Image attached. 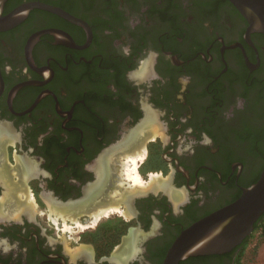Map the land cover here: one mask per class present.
Masks as SVG:
<instances>
[{
	"label": "flooded vegetation",
	"instance_id": "af4514ba",
	"mask_svg": "<svg viewBox=\"0 0 264 264\" xmlns=\"http://www.w3.org/2000/svg\"><path fill=\"white\" fill-rule=\"evenodd\" d=\"M262 161L264 35L229 0H0V264H164ZM29 194L117 253L72 260ZM251 235L179 264H234Z\"/></svg>",
	"mask_w": 264,
	"mask_h": 264
},
{
	"label": "water",
	"instance_id": "95a60500",
	"mask_svg": "<svg viewBox=\"0 0 264 264\" xmlns=\"http://www.w3.org/2000/svg\"><path fill=\"white\" fill-rule=\"evenodd\" d=\"M229 1L247 19L251 32L264 35V0ZM263 214L264 171L254 185L243 189L240 199L231 206L183 231L164 264H179L190 257L231 251L252 234L254 224Z\"/></svg>",
	"mask_w": 264,
	"mask_h": 264
},
{
	"label": "rangeland",
	"instance_id": "374dc122",
	"mask_svg": "<svg viewBox=\"0 0 264 264\" xmlns=\"http://www.w3.org/2000/svg\"><path fill=\"white\" fill-rule=\"evenodd\" d=\"M253 151L254 149H250L248 151L243 150L238 153L236 152L235 157L243 158L245 161L252 163L257 161V153ZM143 154L144 155L140 157H138L139 155H126L122 158L123 167L121 174L124 178L134 180L136 175L139 176V164L145 160L146 156L144 152ZM263 162L264 161L256 164L257 174L262 171ZM151 166H156V163ZM137 184H141L142 186L145 185L142 180ZM22 200L26 201L28 205L26 209L28 210L29 208L28 211L30 212L29 215L31 219L37 221L39 224H42L43 228H47V234L50 238L62 240L64 251L72 260L75 259L77 254L82 252H89L91 254V258L105 257L108 259L117 253L115 252V248L107 247V245L102 242V239L92 236V234L89 233V230L86 229L87 225L79 219L70 222L68 221V217L63 216V213L57 215L52 211H49V209H45L43 206L37 207V203L30 194ZM107 215L110 214L107 213ZM101 216L102 214L96 217L95 221H93V225L99 224L98 219ZM95 228H97V226H94V229ZM93 243H95L96 246H94ZM95 253H97L96 256ZM125 259H127V256H124L122 261L125 262ZM234 264H264V216L256 230L252 233L251 237L241 248Z\"/></svg>",
	"mask_w": 264,
	"mask_h": 264
},
{
	"label": "bare ground",
	"instance_id": "6f19581e",
	"mask_svg": "<svg viewBox=\"0 0 264 264\" xmlns=\"http://www.w3.org/2000/svg\"><path fill=\"white\" fill-rule=\"evenodd\" d=\"M134 170H135V169H134ZM138 179H140V178L137 176V180H138ZM135 180H136V178H135ZM135 182H136V181H135ZM139 182H140V181H139ZM139 182H137V183H139ZM138 185H139V184H138ZM140 185H141V184H140Z\"/></svg>",
	"mask_w": 264,
	"mask_h": 264
},
{
	"label": "trees",
	"instance_id": "16d2710c",
	"mask_svg": "<svg viewBox=\"0 0 264 264\" xmlns=\"http://www.w3.org/2000/svg\"><path fill=\"white\" fill-rule=\"evenodd\" d=\"M253 152H255V153H258V151H257V149H254V151ZM258 179V178H257Z\"/></svg>",
	"mask_w": 264,
	"mask_h": 264
}]
</instances>
